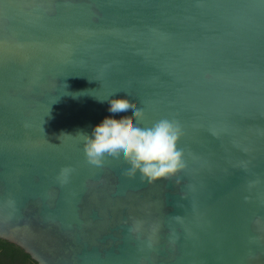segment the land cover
I'll return each mask as SVG.
<instances>
[{"label": "water", "instance_id": "obj_1", "mask_svg": "<svg viewBox=\"0 0 264 264\" xmlns=\"http://www.w3.org/2000/svg\"><path fill=\"white\" fill-rule=\"evenodd\" d=\"M127 94L182 129L166 179L85 157L77 132L132 114L97 98ZM0 238L38 264H264V0H0Z\"/></svg>", "mask_w": 264, "mask_h": 264}, {"label": "clouds", "instance_id": "obj_2", "mask_svg": "<svg viewBox=\"0 0 264 264\" xmlns=\"http://www.w3.org/2000/svg\"><path fill=\"white\" fill-rule=\"evenodd\" d=\"M128 96L96 97L101 103L108 101V111L112 114L130 110L132 114L119 118L105 116L91 134L77 132L76 135L83 139L85 157L90 164L97 166L106 157L122 158L128 165L126 175L134 177L139 173L141 180L147 183L166 179L184 167L183 150L177 146L182 129L178 122L167 118L151 126H142L143 110ZM70 171L69 168L61 170L62 181L67 180Z\"/></svg>", "mask_w": 264, "mask_h": 264}, {"label": "trees", "instance_id": "obj_3", "mask_svg": "<svg viewBox=\"0 0 264 264\" xmlns=\"http://www.w3.org/2000/svg\"><path fill=\"white\" fill-rule=\"evenodd\" d=\"M0 264H38L22 247L0 238Z\"/></svg>", "mask_w": 264, "mask_h": 264}]
</instances>
